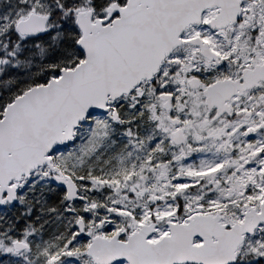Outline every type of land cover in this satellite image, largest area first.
Segmentation results:
<instances>
[{
	"label": "snow or ice",
	"instance_id": "6c2138e0",
	"mask_svg": "<svg viewBox=\"0 0 264 264\" xmlns=\"http://www.w3.org/2000/svg\"><path fill=\"white\" fill-rule=\"evenodd\" d=\"M0 264H264V0H0Z\"/></svg>",
	"mask_w": 264,
	"mask_h": 264
}]
</instances>
